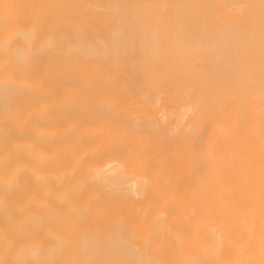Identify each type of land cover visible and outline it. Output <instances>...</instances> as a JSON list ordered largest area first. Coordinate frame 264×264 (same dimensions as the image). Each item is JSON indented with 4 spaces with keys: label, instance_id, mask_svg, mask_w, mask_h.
<instances>
[{
    "label": "bare ground",
    "instance_id": "obj_1",
    "mask_svg": "<svg viewBox=\"0 0 264 264\" xmlns=\"http://www.w3.org/2000/svg\"><path fill=\"white\" fill-rule=\"evenodd\" d=\"M0 264H264V0H0Z\"/></svg>",
    "mask_w": 264,
    "mask_h": 264
}]
</instances>
